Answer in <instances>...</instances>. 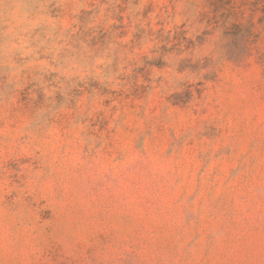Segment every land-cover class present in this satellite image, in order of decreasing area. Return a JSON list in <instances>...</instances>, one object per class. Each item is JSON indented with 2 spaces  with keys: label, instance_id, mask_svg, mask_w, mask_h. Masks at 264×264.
<instances>
[{
  "label": "rangeland",
  "instance_id": "obj_1",
  "mask_svg": "<svg viewBox=\"0 0 264 264\" xmlns=\"http://www.w3.org/2000/svg\"><path fill=\"white\" fill-rule=\"evenodd\" d=\"M0 264H264V0H0Z\"/></svg>",
  "mask_w": 264,
  "mask_h": 264
}]
</instances>
